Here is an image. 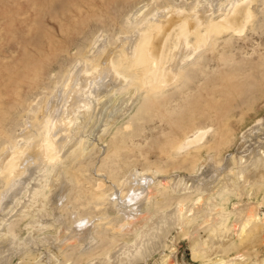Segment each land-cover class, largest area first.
<instances>
[{
    "label": "rangeland",
    "instance_id": "rangeland-1",
    "mask_svg": "<svg viewBox=\"0 0 264 264\" xmlns=\"http://www.w3.org/2000/svg\"><path fill=\"white\" fill-rule=\"evenodd\" d=\"M235 2L0 0V156L43 133L46 123L38 115L69 69L79 64L92 71L111 52L117 83L115 103L98 111L91 97L95 114L82 144L30 169L20 193L0 212V264H208L216 257L264 264V179L250 173V161L242 170L240 160L249 149L264 148V0H252L253 16L242 33L228 30L197 43L190 36L195 54L181 56L172 35L161 61L166 86L144 79L134 53L121 57L140 43L149 18L177 10L190 16L201 5L225 9ZM224 15L218 11L214 19ZM198 130L208 131L203 141L183 147ZM227 162L242 173L239 184L225 174ZM203 165L205 179L188 182ZM134 169L150 174L155 188L141 209L129 211L134 206L110 196ZM258 174L264 176V167ZM221 175L224 185L213 187ZM209 188L218 189L210 205H193ZM6 189L0 174V195ZM126 213L147 218L125 227ZM250 215L258 218L243 230ZM89 218L95 221L90 228ZM218 227L226 228L224 235H216ZM145 231L162 241L156 254L114 263L113 250L142 244ZM72 232L88 238L77 241ZM63 236L67 242L61 243Z\"/></svg>",
    "mask_w": 264,
    "mask_h": 264
},
{
    "label": "bare ground",
    "instance_id": "bare-ground-1",
    "mask_svg": "<svg viewBox=\"0 0 264 264\" xmlns=\"http://www.w3.org/2000/svg\"><path fill=\"white\" fill-rule=\"evenodd\" d=\"M251 6L252 0H237V2L229 5V7H226L225 9H223L222 6L201 5L193 14H189L190 16L185 15V11L183 10H181V12L177 10L172 13L160 15L159 17L156 16L153 20L149 18L146 21L148 25L147 30L138 35L140 43L136 42L133 44L129 48V51L124 48L121 52V57L123 59H128L130 58V55L134 53L135 60H137L138 64L142 66L144 79L147 82L158 84L159 87L166 86L167 77L163 80L161 79V74L164 72V69L161 66V61L167 55V42L172 35L175 34L177 36L178 42L176 43V49L181 52V56L195 54V50L197 49H195L190 43V36L194 35L197 43L199 41L207 42L212 36L227 32L228 30L242 33L253 16ZM222 10L225 15L221 19L215 20V15L218 11ZM142 43L148 45L149 51L145 50L146 47ZM189 57L190 55L186 56V59H189ZM110 58L111 52L107 53L103 57V61L99 65H96L92 71H88L83 65L79 64L76 67L69 69L66 73L63 84L58 87L59 91L55 94V97L47 102V105L41 109V112L38 115V119L45 121L46 123L43 133L40 134L39 138L18 146L14 151H7L0 156V174L4 176L7 183L6 191L0 195V212H3L4 209L9 206V203L20 193L25 184V180L27 179L26 174L30 169L35 168L38 165L43 166L49 163L53 164L59 159L60 154L65 151L70 144V147L78 145L79 143L82 144L84 141L83 136H85L84 132L86 131L85 125L90 121L92 122L93 115L95 114L94 110H92L93 104L91 97H96L97 104L100 105L98 111L104 108L107 103H115L117 101L116 98L112 96V92L114 91L113 88L117 83L113 73L114 67L113 64H111ZM180 62H182V60ZM107 78L109 79L107 80ZM111 85L112 87H110ZM106 99H111V101L108 102ZM119 104L117 105L119 106ZM97 107L98 106H96L95 109H97ZM90 110L92 111L89 112ZM82 113L84 115H81ZM83 116L87 119L85 124H81L83 122ZM207 132L208 131L205 130H198L191 134L185 140L183 147L192 146L202 142ZM249 135H251V131ZM247 136L246 138H248ZM240 160L243 164L242 170L247 169V165L251 162V167L249 166L250 173H255L257 176L256 179H264V176H259L258 174L260 168L264 167V148H251L249 149V153H244L243 156L240 157ZM227 164L228 171L225 174L231 179V181L239 184L242 179V173H237L232 170L230 162H227ZM205 169L206 165H203L201 172L195 175L196 178L191 177V179H188V182L195 180L198 177L200 179H205L202 176L204 173L203 170ZM218 180L213 187H218V189H220L222 184L224 185V183H222L224 182L222 175ZM220 183H222L221 186ZM207 185L209 186L210 183ZM100 186L102 185L100 184ZM154 188L155 181L150 174H143L134 169L133 172L121 182V187L118 188L117 191L112 192L113 194H111L110 197L114 195L112 198L119 201L118 203L120 205L122 204V206L124 205V207L134 206L128 209L129 211H134L135 209L138 211L144 203L148 201L149 192ZM36 190L37 189H35V191ZM217 190L209 188L208 195L199 196L196 198V202L193 205L197 206L204 204L209 206L211 200L214 199L213 197ZM191 212H195V209L192 208ZM131 213H126L127 221L125 227H135L139 225V222L147 218L139 217L134 214L132 215ZM256 217L258 218V216L250 215L246 221L242 222L243 230L248 226L250 220H256ZM81 220L82 219H76V222H80ZM94 223L95 221L89 218L85 226L88 225L90 228ZM155 227L159 232V222ZM35 229L36 231L39 230L38 227H35ZM225 229V227H218V234L216 235H224L226 231ZM68 234L66 233L67 236ZM71 234L73 239H77V241H83L88 238L87 234L84 232H72ZM63 237L64 238L60 239V242H67L68 237ZM72 237L70 238L69 234L71 240ZM144 237H147V241L143 240ZM215 237L216 236L211 235L210 238L213 241ZM219 240L220 239H218V241ZM141 243L142 244L136 243L132 249L123 244L119 246L117 250H113V262H120L129 256L132 258V261H134L139 255L142 256L143 260H148L151 256L156 254L161 247L162 241L158 240L156 236L153 237L149 235V233L145 231L143 235H141ZM223 243L224 241L222 242V245L225 244ZM199 245L200 242L198 240L193 242V251L196 254L201 253ZM213 245L214 241L211 245V251ZM235 258L238 257L231 259L216 257L211 258L207 263L235 264V261H233ZM102 261V259H98L89 264H101Z\"/></svg>",
    "mask_w": 264,
    "mask_h": 264
}]
</instances>
